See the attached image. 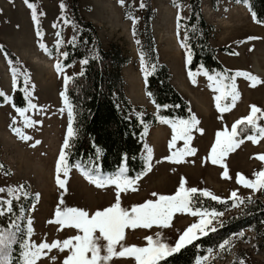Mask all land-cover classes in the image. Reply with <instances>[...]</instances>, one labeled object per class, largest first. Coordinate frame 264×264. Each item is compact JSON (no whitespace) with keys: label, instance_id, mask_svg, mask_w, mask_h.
<instances>
[{"label":"rangeland","instance_id":"374dc122","mask_svg":"<svg viewBox=\"0 0 264 264\" xmlns=\"http://www.w3.org/2000/svg\"><path fill=\"white\" fill-rule=\"evenodd\" d=\"M149 1L153 9L150 24L157 60L167 67L170 84L187 101L190 112L200 121L197 128L202 129L203 133L196 130L191 133L193 139L190 146L196 150L195 155L185 157V162L176 164L170 163L165 157L183 148L184 144L182 140H177L170 152L172 128L169 124L161 123L162 119H167L159 117L155 124L147 126L144 129L142 156L146 167V149H151V171L145 174L144 170L138 176L139 179H135V191L121 193V207L130 209L147 200L155 201L157 197L152 193L173 195L182 177L186 181V188L207 190L222 198H230V194L235 191L242 200L251 197L264 202V190L254 192L236 183L238 173L246 179L255 180V173L264 171V161L256 158L264 155V139L256 144L245 139L239 148L225 157L222 163L227 168L230 179L222 177L224 167L213 165L207 160L217 131L227 129L230 132L236 120L250 114V105L264 110V24L254 22L246 1L202 0L200 3L204 19L212 25L210 44L216 49L215 55L221 65L229 70L248 72L261 80L260 84L252 87L248 80L237 77L235 86L239 99L229 111L220 113L214 99L220 93L214 90L216 85L208 79V76L214 75L198 72L194 81H190L186 74L187 49L181 47L184 33L177 29L176 19L178 14L179 17H186L187 0ZM172 1L174 2L171 3ZM127 2L131 7V15L125 18L123 10ZM30 3L35 5L36 20L41 29L40 37L35 35L31 10L24 0H0V43L23 64L27 83H24L22 93L25 96L27 89L31 93L30 102L37 105L36 109L25 111L23 116L18 114L17 109H26L28 104L22 108L13 107L14 67L0 49V92L5 94L0 100V165L3 166L0 168V188L5 189V192L0 193V199L6 202L12 196L13 200L17 199L19 193H27L33 197L39 194V199L34 198V202L27 206L25 215L27 230L28 221H31V232L27 231L25 239L36 244L42 241H63L77 234L82 235L74 228L61 229L60 225L48 223L55 219L57 206L61 210L66 207L83 209L91 215L115 202L116 189L114 185L97 188L75 167L69 169L67 177L61 174L60 178L66 181L65 188L61 189L56 184L55 165L68 125V112L60 96L64 85L63 77L77 73L79 65L75 63L63 67L59 76L54 65L63 53L64 44L74 37V27L67 18L70 0H30ZM141 3L142 0H124L123 4L120 0H77V9L96 28L102 47L107 48L110 43H115L129 56V62L120 70L124 93L129 102L143 105L150 112H155L156 106L145 96L143 90L142 66L137 51L139 44L136 43L137 40L141 42L142 36L133 34L134 28H141ZM131 17L135 18V24ZM250 37L254 39H249ZM58 39L62 43L57 49ZM41 44L45 46L43 49ZM220 47L227 48L228 51L221 50ZM6 97L9 99L6 100ZM223 100L227 99L220 101L222 106L231 104V100ZM25 117L34 122L32 127L24 126ZM258 124L264 126V119L258 120ZM13 128L19 129L31 139H21L20 135L13 132ZM36 141L40 143L32 147ZM21 186L23 191H19ZM8 188L16 189L17 192L9 196ZM61 200L63 203H60ZM236 209L233 207L231 211ZM228 213L230 212H224L217 220ZM198 220V216L176 213L168 228L153 226L149 229H126L122 243L125 246L147 247L146 238L152 237L154 242L160 239L174 246L183 230ZM240 232H243L242 237L236 235ZM226 239L230 243L220 250L219 245ZM224 240L202 256L208 257L203 264H240L241 260L244 264H264V225L258 232L250 228L240 229ZM99 243L103 246L106 242L101 240ZM119 250L120 246L117 245L116 251ZM68 254L67 250L63 253L53 250L39 260L38 264H62ZM103 254L102 251L101 255ZM51 256L57 257L55 262L50 260ZM107 264H136V261L131 257L113 258Z\"/></svg>","mask_w":264,"mask_h":264},{"label":"trees","instance_id":"16d2710c","mask_svg":"<svg viewBox=\"0 0 264 264\" xmlns=\"http://www.w3.org/2000/svg\"><path fill=\"white\" fill-rule=\"evenodd\" d=\"M201 1L187 0L186 17H180L179 25L176 19L177 29L184 33L183 44L187 45V52L191 53L190 62L185 63L190 81H194L198 72L214 76L224 73L231 75L236 72L223 67L216 58V49L210 44L212 25L206 22L201 13ZM234 1H246L254 22L264 24V0ZM142 3L144 7L141 9V28H134L133 33L142 36L137 51L139 59L141 56L144 57L143 90L145 96L156 106L155 112H150L143 105L129 102L124 93L120 72L121 67L129 62V56L115 43H110L107 48L102 47L96 28L78 12L77 0H70L67 18L73 24L74 37L63 46V53H67V56L61 55L58 61L64 67L75 63L79 65L78 72L70 75L69 83L62 88L67 102L73 106V128L76 131V135L70 139V147L66 150L70 168L79 165V170L91 171L98 166L102 174L111 176L121 167H125L127 169L125 175L135 180L145 170V160L142 156L144 129L155 124L159 117L174 121L187 119L192 115L187 101L170 84L167 67L157 60L150 24L153 9L149 0H142ZM130 15L131 7L127 2L123 17ZM34 31L36 36L37 32L40 33L37 37L41 36L38 20ZM0 49L13 65V70L19 73L12 105L14 108H22L28 104L22 93L27 78V75L23 74L24 66L19 58L1 43ZM219 49L228 51L224 47ZM230 82L228 79L224 80L225 84ZM229 100L230 98L223 101ZM250 131L249 129L242 133L240 138L250 134ZM26 195L27 198H24L25 193H19L15 200L14 196L10 197L12 200L10 213L7 212L6 203L0 205V211H4V215H0V227L6 228L12 220H16L19 224L18 239L21 234L24 239L26 237L27 206L34 202L33 195L27 193ZM219 198L226 203L214 201L199 193L194 197V208L230 212L219 219L222 225L215 224L217 231L210 232L193 244L183 247L160 261V264H194L197 258L215 249L229 234L243 228L258 232L264 225V202L259 198H251L250 203L245 199L234 212L231 211L233 207L230 198ZM0 201L5 202L3 199ZM13 252L14 256L19 255L18 245H13Z\"/></svg>","mask_w":264,"mask_h":264},{"label":"snow or ice","instance_id":"6c2138e0","mask_svg":"<svg viewBox=\"0 0 264 264\" xmlns=\"http://www.w3.org/2000/svg\"><path fill=\"white\" fill-rule=\"evenodd\" d=\"M27 7L31 10L33 22L36 23V9L30 0H24ZM123 4L124 0H120ZM140 8L144 7L141 3ZM63 10V5H61ZM133 24H135V18L131 17ZM179 14L177 17L179 25ZM135 35V33H133ZM40 33L37 32V36ZM59 37V33H57ZM254 39V38H249ZM62 43L61 40H57V49ZM139 44V40L136 41ZM43 49L45 46L40 45ZM181 47L186 48V44H181ZM251 50V49H250ZM64 57L67 53H62ZM141 66L144 69V57L141 56ZM191 53H186V62H190ZM82 63H87V61H82ZM11 68V64L9 65ZM63 65L57 62L54 68L59 76L63 70ZM154 67V66H153ZM207 75V73H204ZM19 73L16 70H12V85L13 88L16 86V78ZM191 73L189 77L191 78ZM237 77H243L250 82V86L255 87L257 84L261 83V80L248 72L236 71L234 74L224 73L217 76H208V79L212 81L216 87L215 91L219 92L220 95L216 96V109L220 113H224L230 110L231 106L235 105V102L239 99V93L236 90L235 81ZM145 78H147V73H145ZM228 79L231 81L228 84L224 83V80ZM64 85L67 86L69 83V78L67 76L63 77ZM27 83V78L25 79ZM0 96H5L3 92H0ZM62 100L64 101V107L68 112V125L67 134L63 139L62 147L59 151V156L55 165L56 173V184L59 188H65V180L61 179V174L64 177L68 176L70 169V164L68 162V154L66 150L70 147V139L76 135V131L73 128V106L67 102L65 93L62 91L60 93ZM25 97L29 100L28 108L17 109L19 115L23 116L25 111L29 109H36L37 105L30 102L31 93L25 89ZM230 98L231 104L222 106L220 101L222 99ZM9 98L6 97V100ZM250 114L246 117L238 119L231 126V131L227 129L224 131H217L215 134V141L212 144L210 152L207 156V160L213 165H220L224 167L222 177L224 179H230L228 175L227 168L223 165V160L231 152H234L244 140L247 139L253 144L259 142L260 139H264V126H259L258 120L264 119V110H261L255 105H250ZM62 111L64 109H61ZM24 126L26 128L33 126V121L29 118H24ZM161 123L169 124L172 128V139L169 142V150L175 147L177 140L183 141V148L178 149L175 152H171L168 157H165L170 163H183L185 162V157L195 155L196 150L190 146V142L193 139L191 133L196 130L203 133L202 129H198L197 125L200 121L195 117V115H190L187 119H179L175 121L161 120ZM244 126V127H241ZM250 134L241 137L242 133H246L248 130ZM13 132L20 135L23 140H30L31 137L23 135L19 129L13 128ZM36 141L32 147L39 144ZM147 153V163L145 167V174L151 171V149H146ZM260 161H264V155H259L256 157ZM3 166L0 165V168ZM78 169L79 165H75ZM82 175L90 184H94L97 188H103L106 186H115V202L111 206L104 208L103 210H97L93 214H89L88 211L75 207H66L61 210L59 206L55 211V219L49 220L48 223H55L62 228H74L78 230L79 233L72 237L66 238L63 241L54 240L52 242L42 241L39 243H31L29 240L23 238L21 234L18 239L19 224L16 220H12L6 228L0 227V264H38V261L46 257L47 253H51L53 250H58L63 253L66 250L68 255L62 260V264H107L108 261L113 258H134L136 264H160V261L164 260L166 257L178 252L180 249L187 245L193 244L194 241L200 239L203 236H207L210 232H216L217 227L214 222L220 223L217 218L223 215V212H218L215 210L199 209L194 208V197L199 193V195L204 197H210L214 201L221 203H226L221 201L219 197L212 195L207 190H198L195 187L186 188V181L182 177L179 181V186L173 195H159L157 193H152L153 196L157 197L155 201L147 200L142 204L134 205L130 209H125L121 207V193L127 192L129 190L135 191V180L128 178L125 173L127 169L121 167L120 170L111 176H107L101 173L98 166H95L93 170H81ZM7 174V173H6ZM256 179L249 180L243 175H236V183L242 185L245 188L252 189L254 192L257 190H264V171L255 173ZM136 179H139L137 177ZM23 191V186L19 189ZM5 192L4 188H0V193ZM7 192L9 196L17 192L16 189L8 188ZM27 195L25 194V197ZM36 200L39 199V194L34 197ZM230 199L232 200V207H239L240 204L244 203V200L240 199L237 192L233 191L230 194ZM248 202H251V197L248 198ZM6 203L8 205L7 212H11L12 200L0 201V205ZM60 203H63L61 200ZM176 213H188L192 216H198V222L192 223L179 235V238L175 241L174 246H171L160 239L153 241L152 237H147L148 246L147 247H137V246H125L122 241L125 239L126 229H138L144 228L149 229L153 226L159 228H168L171 226V221ZM0 215H4V211H0ZM29 227L28 232H31V221H28ZM15 229V230H14ZM98 233L99 235H95ZM237 236L242 237L243 232L236 233ZM104 241L106 243L103 246L100 245L99 241ZM230 243L229 240H224L223 243L219 245V249L223 250L226 245ZM13 245H18L19 255L14 256ZM120 246V250L117 252L116 247ZM103 251V255L101 252ZM90 254V255H89ZM56 256H51L50 260L55 262ZM208 257L197 258L196 264H203V261L207 260ZM240 264H244L243 260Z\"/></svg>","mask_w":264,"mask_h":264}]
</instances>
